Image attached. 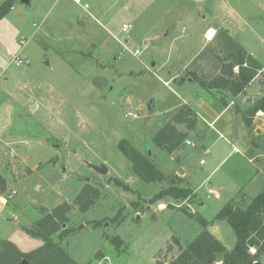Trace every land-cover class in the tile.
<instances>
[{
    "label": "rangeland",
    "instance_id": "1",
    "mask_svg": "<svg viewBox=\"0 0 264 264\" xmlns=\"http://www.w3.org/2000/svg\"><path fill=\"white\" fill-rule=\"evenodd\" d=\"M29 1L17 0L0 19L2 66H9L6 51L17 53L22 38L30 61L28 67L10 65L0 79V176L7 182L0 238L24 253L40 248L43 239L26 228L68 203L71 233L63 246L78 264L91 263L99 252L107 257L100 264H168L176 253L167 252L169 244L194 241L204 230L201 220L233 251L236 235L216 216L228 202L247 208L264 191V115L254 121L258 146L238 115L264 96V0ZM183 13L192 20L183 22ZM209 27L231 30L261 66L239 97L203 86L240 70L224 63L222 31L201 52ZM197 52L201 58L192 64ZM184 107L198 116L186 139L195 146L183 142L169 154L154 137ZM122 141L150 154L164 175L178 176V186L193 197L151 204L169 182L137 176ZM90 165L105 166L108 174ZM87 184L99 196L81 213L75 200ZM114 237L125 242L120 250Z\"/></svg>",
    "mask_w": 264,
    "mask_h": 264
},
{
    "label": "trees",
    "instance_id": "2",
    "mask_svg": "<svg viewBox=\"0 0 264 264\" xmlns=\"http://www.w3.org/2000/svg\"><path fill=\"white\" fill-rule=\"evenodd\" d=\"M16 1L6 0L2 4L0 19L12 10ZM223 34L225 50L222 49V51L223 53L228 52L224 63L228 61L225 65L231 64L233 68L239 66L240 70L236 76L231 73L230 76L224 75L218 78L213 81L214 83H202L207 89L213 87L229 89L233 96L239 97L256 78L261 66L242 47L237 45L227 32ZM237 57H240L239 61H235ZM232 76H235V79H232ZM259 113L264 114V96L251 103L249 108L240 114L253 146H258L256 140L252 138V134L254 121ZM197 122V114L191 108L184 107L156 134L154 144L169 154L175 153L186 141L188 133L196 129ZM178 125L185 126L187 132L180 131ZM120 150L131 161L135 174L144 182H169L168 188L163 189L149 201L151 204L159 203L169 197L176 200H187L193 197L190 189L178 186V176L164 175L152 161L151 155L142 154L127 141L120 143ZM116 183L128 189V186L121 181L117 180ZM6 190L7 182L4 177L0 176V195L4 196ZM98 196L99 191L87 184L77 196L75 205L79 207L81 213H85ZM187 210L191 212V210ZM70 211L71 206L68 203H62L54 210L45 212L32 228H26L30 236L41 238L44 241L40 248L30 253H24L13 242L0 238V264H78L63 246V242L71 233V229L66 227ZM215 220L227 221L232 227L236 235V246L233 251L228 252L207 230L209 222L201 220L204 230L194 241L183 245L174 238L173 242L169 244L167 252L174 254L176 251V253L175 257L168 261V264H264L262 262V260L264 261V191L254 198L245 209L228 202ZM95 226H100V223H95ZM57 234H59L57 239H54ZM110 239L118 250L125 244L120 237ZM106 260V255L99 252L94 261L89 264H100Z\"/></svg>",
    "mask_w": 264,
    "mask_h": 264
},
{
    "label": "built area",
    "instance_id": "3",
    "mask_svg": "<svg viewBox=\"0 0 264 264\" xmlns=\"http://www.w3.org/2000/svg\"><path fill=\"white\" fill-rule=\"evenodd\" d=\"M82 1L83 0H75V3L78 4V5H81ZM85 8H88V6L85 5ZM34 26L37 27V24H34ZM123 29L126 31L128 29V26L124 25ZM27 44H28V39L22 38L20 40L21 49L17 53L13 54L9 49L6 51L7 55L10 56V58H11V62L9 64V66L10 65H14V66H17V67H28V66H30L29 59L26 56H24V54H23V50H24V48L26 47ZM9 66L3 67L1 62H0V79L5 77V74H6L7 70H8V68H9ZM166 84H168V83H166ZM128 116L129 117H133V118H138L137 115H134L132 113H129ZM185 144L188 145V146H195L194 143L189 141V140H186ZM209 153H210L209 150H205L203 152L204 156H208ZM204 163H205V161L201 160L200 164H204ZM15 193L16 192H14V194Z\"/></svg>",
    "mask_w": 264,
    "mask_h": 264
},
{
    "label": "crops",
    "instance_id": "4",
    "mask_svg": "<svg viewBox=\"0 0 264 264\" xmlns=\"http://www.w3.org/2000/svg\"><path fill=\"white\" fill-rule=\"evenodd\" d=\"M87 5V4H86ZM192 18H193V14H191V13H187V14H185L184 15V13H183V15H182V18H181V20H183V22H188V20H192ZM261 27H262V25H261ZM223 32V33H225V32H227V34H228V36H230V38H232L233 40H234V42L237 44V45H239L240 47H242L245 51H246V49L243 47V46H245L244 44H239L238 43V38H235L233 35H232V32H231V30H225V28H223V30H216L215 28H213V27H209L206 31H205V33H204V37H205V43H204V45L202 46V49H201V52L202 51H204V49L205 48H207L208 46H210V44H212L215 40H216V38H217V36H218V34H220V32ZM259 32H260V30H258V28H257V30H256V32H255V34H258L259 35ZM261 33V32H260ZM246 53L248 54V52L246 51ZM200 52H197V54H195L194 56H192V58H190V62L193 64V62H196L199 58H201L200 57ZM249 56H251V57H253L252 55H250V54H248ZM254 58V57H253ZM253 82V81H252ZM250 103H253L252 101L250 102ZM196 113V112H195ZM197 114V113H196ZM259 114H263V113H259ZM258 114V115H259ZM238 115H240V114H238ZM264 115V114H263ZM241 116V115H240ZM196 130V129H195ZM194 130V131H195ZM193 132V131H192ZM192 132H190V133H192ZM236 151H237V149H236ZM210 154V153H209ZM1 207H2V205H1ZM0 207V208H1ZM160 209H163L164 207H165V205L164 204H160ZM102 263V262H101Z\"/></svg>",
    "mask_w": 264,
    "mask_h": 264
},
{
    "label": "water",
    "instance_id": "5",
    "mask_svg": "<svg viewBox=\"0 0 264 264\" xmlns=\"http://www.w3.org/2000/svg\"><path fill=\"white\" fill-rule=\"evenodd\" d=\"M197 1H201V0H197ZM22 2L25 4H29L30 1L29 0H22ZM90 167L101 175H107L108 174V168H106L105 166L98 167V166L90 165ZM0 207H1V203H0ZM257 264H260V263H257Z\"/></svg>",
    "mask_w": 264,
    "mask_h": 264
}]
</instances>
